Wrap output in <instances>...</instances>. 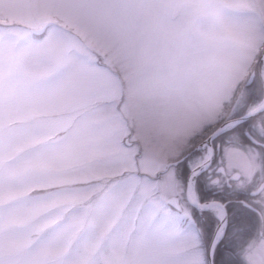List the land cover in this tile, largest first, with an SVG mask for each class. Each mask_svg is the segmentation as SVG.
<instances>
[{"label": "snow or ice", "instance_id": "snow-or-ice-1", "mask_svg": "<svg viewBox=\"0 0 264 264\" xmlns=\"http://www.w3.org/2000/svg\"><path fill=\"white\" fill-rule=\"evenodd\" d=\"M0 264H264V0H0Z\"/></svg>", "mask_w": 264, "mask_h": 264}]
</instances>
